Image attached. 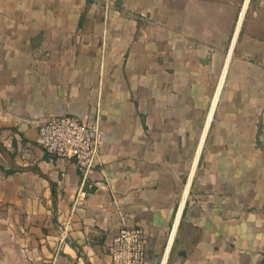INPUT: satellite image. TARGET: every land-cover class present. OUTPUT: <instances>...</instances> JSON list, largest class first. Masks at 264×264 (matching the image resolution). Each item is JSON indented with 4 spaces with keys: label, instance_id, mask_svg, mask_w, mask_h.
<instances>
[{
    "label": "crops",
    "instance_id": "obj_1",
    "mask_svg": "<svg viewBox=\"0 0 264 264\" xmlns=\"http://www.w3.org/2000/svg\"><path fill=\"white\" fill-rule=\"evenodd\" d=\"M64 115L101 120L87 180L39 142ZM0 131V264L139 227L147 264H264V0H0Z\"/></svg>",
    "mask_w": 264,
    "mask_h": 264
},
{
    "label": "built area",
    "instance_id": "obj_2",
    "mask_svg": "<svg viewBox=\"0 0 264 264\" xmlns=\"http://www.w3.org/2000/svg\"><path fill=\"white\" fill-rule=\"evenodd\" d=\"M39 142L52 157L76 164L87 180L104 146L101 120L85 121L72 115L56 117L40 127ZM61 235L63 242L67 238L66 226ZM147 243L143 228H124L107 247L109 264H147Z\"/></svg>",
    "mask_w": 264,
    "mask_h": 264
},
{
    "label": "trees",
    "instance_id": "obj_3",
    "mask_svg": "<svg viewBox=\"0 0 264 264\" xmlns=\"http://www.w3.org/2000/svg\"><path fill=\"white\" fill-rule=\"evenodd\" d=\"M0 133H1V131H0ZM3 149H4L3 143L0 141V150L2 151Z\"/></svg>",
    "mask_w": 264,
    "mask_h": 264
},
{
    "label": "bare ground",
    "instance_id": "obj_4",
    "mask_svg": "<svg viewBox=\"0 0 264 264\" xmlns=\"http://www.w3.org/2000/svg\"><path fill=\"white\" fill-rule=\"evenodd\" d=\"M246 6V5H245Z\"/></svg>",
    "mask_w": 264,
    "mask_h": 264
}]
</instances>
